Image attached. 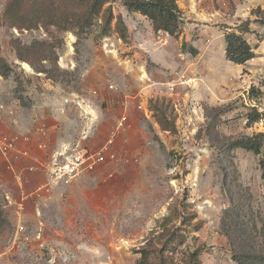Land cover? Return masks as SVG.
Returning <instances> with one entry per match:
<instances>
[{
    "label": "rangeland",
    "instance_id": "obj_1",
    "mask_svg": "<svg viewBox=\"0 0 264 264\" xmlns=\"http://www.w3.org/2000/svg\"><path fill=\"white\" fill-rule=\"evenodd\" d=\"M9 1L0 136L21 151L40 142L42 162L126 124L117 160L68 184L49 185L39 169L0 174V264H137L141 248L155 264H191L194 249L200 264L250 254L262 264L264 136L258 153L236 142L264 135V0H178L175 35L122 0L95 14L92 0H14L6 13ZM245 20L254 57L235 64L224 35ZM254 109L262 118L248 123Z\"/></svg>",
    "mask_w": 264,
    "mask_h": 264
},
{
    "label": "trees",
    "instance_id": "obj_2",
    "mask_svg": "<svg viewBox=\"0 0 264 264\" xmlns=\"http://www.w3.org/2000/svg\"><path fill=\"white\" fill-rule=\"evenodd\" d=\"M178 0H122L123 5L129 11L138 12L146 16L152 23L154 30H162L169 35H175L179 31L180 24V10L177 6ZM14 0H10L4 9V12L8 13L12 10ZM17 0H15L16 4ZM105 2V0H92V7L94 10L93 14L97 9ZM242 27L238 32L230 31L226 32L224 35V55L225 58L235 64H243L247 60L254 57V52L251 45L243 36L245 33L251 32L249 28V20L242 22ZM184 45V43H183ZM189 52L191 54H196L197 50L195 48H190ZM20 58V57H19ZM23 60V59H21ZM11 71V67L5 62L3 58H0V76H7ZM264 83V79H263ZM261 114L254 109L252 114L247 116L248 123H254L260 120ZM263 133L258 132L252 136H245V138L236 142V145L245 148L246 150H251L258 153L262 145ZM1 219V212H0ZM140 258L137 264H155L151 262L148 258L149 251L145 248L139 250ZM198 250L194 249L190 253L191 264H200L198 259ZM250 258L246 260H240L235 258L237 264H261L255 261L257 255L250 254ZM262 261H264V254L260 255ZM260 260V261H261ZM264 264V262L262 263Z\"/></svg>",
    "mask_w": 264,
    "mask_h": 264
},
{
    "label": "built area",
    "instance_id": "obj_3",
    "mask_svg": "<svg viewBox=\"0 0 264 264\" xmlns=\"http://www.w3.org/2000/svg\"><path fill=\"white\" fill-rule=\"evenodd\" d=\"M174 86L171 85V89ZM125 116H121L117 125L111 130L107 139L98 147L90 148L82 144L84 134L80 139L74 140L70 143L62 144L59 148L50 153L48 159L38 162L35 165L28 167V171L39 169L46 175L47 183L49 185L68 184L74 178L81 174H88L96 171L100 166L106 162L116 161L117 154L114 150V140L116 135L125 128ZM16 137L0 136V154L3 160L7 161L10 151L17 153H26L21 151L16 144ZM10 168V165H7ZM21 181V179L19 178ZM6 200L12 202L11 197L6 194ZM18 208L22 209V204L18 203ZM25 228L22 224L17 226V232L23 233Z\"/></svg>",
    "mask_w": 264,
    "mask_h": 264
},
{
    "label": "crops",
    "instance_id": "obj_4",
    "mask_svg": "<svg viewBox=\"0 0 264 264\" xmlns=\"http://www.w3.org/2000/svg\"><path fill=\"white\" fill-rule=\"evenodd\" d=\"M85 146L90 147V148H94V147H91L90 145H87V144H85ZM43 147L44 146H42L40 142L36 141L35 144H31V146L29 145L28 150H26V152H28V157H20L18 154L11 155L9 153L7 156L8 157L7 161L3 160V156L0 154V158H1V160H0V174H2L1 176L7 177L8 175L11 176V174H12L14 176V178L17 179V175H19L20 177L23 178V175L24 176L29 175V176H35L36 177V174L37 175L41 174L39 172L36 173V171H34V172L29 171L28 172L26 168L28 166L34 165V163L32 161H34L35 159L42 158L41 152L43 151ZM45 160H46V158H45ZM8 164L10 165V168H8V166H7ZM7 178H9V177H7Z\"/></svg>",
    "mask_w": 264,
    "mask_h": 264
}]
</instances>
